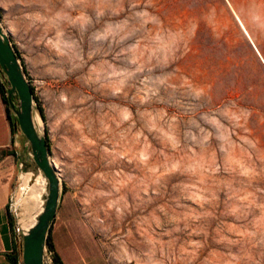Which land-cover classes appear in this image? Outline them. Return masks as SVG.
<instances>
[{"label":"rangeland","instance_id":"1","mask_svg":"<svg viewBox=\"0 0 264 264\" xmlns=\"http://www.w3.org/2000/svg\"><path fill=\"white\" fill-rule=\"evenodd\" d=\"M0 12L44 109L58 210L110 264H264V140L209 68L225 33L261 43L260 4L0 0ZM20 185L18 173L14 211L31 219L39 202L25 213Z\"/></svg>","mask_w":264,"mask_h":264},{"label":"water","instance_id":"2","mask_svg":"<svg viewBox=\"0 0 264 264\" xmlns=\"http://www.w3.org/2000/svg\"><path fill=\"white\" fill-rule=\"evenodd\" d=\"M0 80L5 85L8 105L15 119L14 127L23 139L18 163L21 183L27 173H30L28 186L41 183L37 198L38 211L31 219L25 218L18 222L17 237L21 250L19 264H50L45 253L46 240L59 206L60 180L50 158L45 131L40 126L43 118L35 105L30 81L1 23Z\"/></svg>","mask_w":264,"mask_h":264},{"label":"trees","instance_id":"3","mask_svg":"<svg viewBox=\"0 0 264 264\" xmlns=\"http://www.w3.org/2000/svg\"><path fill=\"white\" fill-rule=\"evenodd\" d=\"M244 6L251 3L261 5L264 8V0H239ZM1 17V12H0ZM248 35L242 33V41H236L225 33L221 38L222 57L217 63L210 61L209 68L218 66L221 69V82L223 86V98L232 100L237 107H246L250 112L251 122L247 125L255 134H259L264 140V38L260 44L253 42L250 44ZM17 57L20 58L19 51L15 48ZM25 73L27 74L24 62L21 60ZM33 95L34 87L31 85ZM0 92L3 100L8 104L4 83L0 80ZM40 109L42 118H45L44 109ZM47 144L50 148L48 136ZM59 208V206H58ZM60 215L57 224V233L61 235L62 241L74 242L82 251H89V239L84 228L70 219V209L58 210ZM51 226L47 240L46 250L49 252L52 264H64L54 241ZM97 247V245H96ZM98 248V247H97Z\"/></svg>","mask_w":264,"mask_h":264},{"label":"crops","instance_id":"4","mask_svg":"<svg viewBox=\"0 0 264 264\" xmlns=\"http://www.w3.org/2000/svg\"><path fill=\"white\" fill-rule=\"evenodd\" d=\"M14 123V116L0 92V264H19L21 261L17 237L19 220L14 211L12 195L19 173L23 139ZM55 222L54 219L52 234L64 264H110L92 240H89V251H82L74 242L62 241ZM46 254L50 253L46 250Z\"/></svg>","mask_w":264,"mask_h":264},{"label":"bare ground","instance_id":"5","mask_svg":"<svg viewBox=\"0 0 264 264\" xmlns=\"http://www.w3.org/2000/svg\"><path fill=\"white\" fill-rule=\"evenodd\" d=\"M30 173L25 174L23 181L19 187V192L16 197L17 204L19 203L22 206L23 211L29 212L36 205L38 194L41 190V183H34L31 186H28V179Z\"/></svg>","mask_w":264,"mask_h":264},{"label":"built area","instance_id":"6","mask_svg":"<svg viewBox=\"0 0 264 264\" xmlns=\"http://www.w3.org/2000/svg\"><path fill=\"white\" fill-rule=\"evenodd\" d=\"M48 255V254H47ZM48 259H49V262H50V264L52 263V261H51V259H50V256L48 255Z\"/></svg>","mask_w":264,"mask_h":264}]
</instances>
